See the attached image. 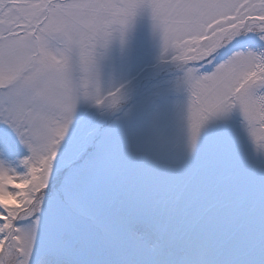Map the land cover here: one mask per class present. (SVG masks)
Returning a JSON list of instances; mask_svg holds the SVG:
<instances>
[{
    "label": "snow or ice",
    "instance_id": "snow-or-ice-1",
    "mask_svg": "<svg viewBox=\"0 0 264 264\" xmlns=\"http://www.w3.org/2000/svg\"><path fill=\"white\" fill-rule=\"evenodd\" d=\"M0 264H264V0H0Z\"/></svg>",
    "mask_w": 264,
    "mask_h": 264
}]
</instances>
